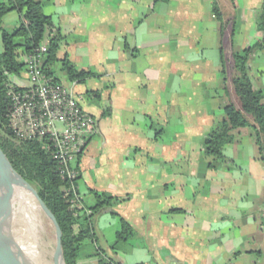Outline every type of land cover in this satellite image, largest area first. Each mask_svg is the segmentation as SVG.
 I'll return each mask as SVG.
<instances>
[{
    "label": "crops",
    "instance_id": "0c3cea01",
    "mask_svg": "<svg viewBox=\"0 0 264 264\" xmlns=\"http://www.w3.org/2000/svg\"><path fill=\"white\" fill-rule=\"evenodd\" d=\"M263 1L217 0L221 35L213 0H44L65 37L51 67L98 127L78 161L77 206L89 214L93 191L115 197L78 264H264V164L251 128L235 131L214 167L205 149L225 105L240 107L233 53L264 41ZM19 21L13 11L3 24ZM65 57L93 74L71 81ZM248 67L264 99V44ZM124 221L131 232L119 239Z\"/></svg>",
    "mask_w": 264,
    "mask_h": 264
},
{
    "label": "trees",
    "instance_id": "16d2710c",
    "mask_svg": "<svg viewBox=\"0 0 264 264\" xmlns=\"http://www.w3.org/2000/svg\"><path fill=\"white\" fill-rule=\"evenodd\" d=\"M43 7L44 0H0V147L14 168L36 188L55 214L62 229L66 264H78L82 241L86 238H97L94 217L99 215L105 206L110 205L115 197L105 192L93 191L97 203L90 207L89 214L81 213L77 206L80 171L79 177L74 182L63 178L58 172L57 163L52 155L44 150L39 142L17 139L9 124L8 84L13 82L12 76L22 73L24 56L40 45L46 44L48 52L44 67L48 74L55 76L51 66L59 60L60 42L65 37L60 30L55 32L51 30L52 17L44 12ZM260 10L257 26L260 31H264V1ZM13 11L20 15V21L18 26L10 31L4 27L3 19L6 14ZM213 11L217 19L221 21V35H223L225 27L217 0H213ZM262 44L264 41L259 40L254 46L233 53L231 81L240 100V107L233 102L226 104L223 119L214 124L205 140V149L212 159V167L217 161L226 158L225 147L235 142V131L244 127L251 128L258 149V157L264 164V99L262 90L254 86L248 67L250 53ZM61 63L62 69L71 81H81L93 74L90 71L78 70L67 57L61 59ZM223 63L225 66V59ZM55 78L57 79L56 76ZM26 196L36 213L37 219L32 229L36 239L50 243L55 250L56 258L60 261L56 252L57 237L52 220L33 194H26ZM4 207L8 209L7 206ZM18 209L19 219L17 218L16 222L10 210L5 211L11 227L3 221L0 224V235L10 257L23 251L20 225L25 220V216L19 205ZM78 224L81 226L80 230H77ZM46 228L50 231L49 236H47ZM130 232V225L124 221L122 231L118 232V238L125 239Z\"/></svg>",
    "mask_w": 264,
    "mask_h": 264
},
{
    "label": "built area",
    "instance_id": "2783aa9c",
    "mask_svg": "<svg viewBox=\"0 0 264 264\" xmlns=\"http://www.w3.org/2000/svg\"><path fill=\"white\" fill-rule=\"evenodd\" d=\"M47 52L42 44L26 54V79L8 84L9 124L17 139L39 142L56 161L59 174L74 182L79 155L97 133V121L70 87L47 73Z\"/></svg>",
    "mask_w": 264,
    "mask_h": 264
},
{
    "label": "bare ground",
    "instance_id": "6f19581e",
    "mask_svg": "<svg viewBox=\"0 0 264 264\" xmlns=\"http://www.w3.org/2000/svg\"><path fill=\"white\" fill-rule=\"evenodd\" d=\"M1 154V153H0ZM24 183L20 182L16 175L6 166L5 160L0 155V211L3 222L11 227L5 211L10 210L15 222L19 219L20 206L25 220L21 223V238L23 240L22 253L9 256L6 246L1 242L2 254L0 264H60L55 256L52 245L37 240L32 229L36 223V213L33 205L23 191ZM4 206H7L5 208ZM19 222V221H18ZM14 225V224H13Z\"/></svg>",
    "mask_w": 264,
    "mask_h": 264
},
{
    "label": "water",
    "instance_id": "95a60500",
    "mask_svg": "<svg viewBox=\"0 0 264 264\" xmlns=\"http://www.w3.org/2000/svg\"><path fill=\"white\" fill-rule=\"evenodd\" d=\"M15 83H20V80L15 79L13 80ZM0 153L2 154L6 166L16 175V177L18 178V180L22 183H24L26 185V187L29 189V191L35 196V198L38 200L40 206L42 207V209L45 211V213L48 215V217L52 220L54 226H55V230H56V237H57V244H56V252L60 258V264H66V260H65V256H64V252H63V245H62V229L61 226L55 216V214L51 211V209L47 206L46 202L44 201V199L40 196V194L38 193V191L36 190V188L29 183L12 165L11 161L9 160V158L7 157L6 153L3 151V149L0 147ZM3 219H2V213L0 211V224L2 223ZM1 242H2V237L0 235V263H2L1 261V254H2V248H1Z\"/></svg>",
    "mask_w": 264,
    "mask_h": 264
},
{
    "label": "rangeland",
    "instance_id": "374dc122",
    "mask_svg": "<svg viewBox=\"0 0 264 264\" xmlns=\"http://www.w3.org/2000/svg\"><path fill=\"white\" fill-rule=\"evenodd\" d=\"M57 71V74H58V77H60L61 78V80L62 81H64L65 80V78H64V76H63V73L60 71V69H58V70H56ZM11 79L12 80H15V79H18V80H21V81H23V80H25L26 79V77H25V75L23 74V73H21L20 75H14V76H12L11 77ZM14 82V81H13ZM23 191L25 192V194H32L30 191H29V189L26 187V185L24 184L23 185ZM47 229V228H46ZM47 236H49V234H50V231L47 229Z\"/></svg>",
    "mask_w": 264,
    "mask_h": 264
}]
</instances>
